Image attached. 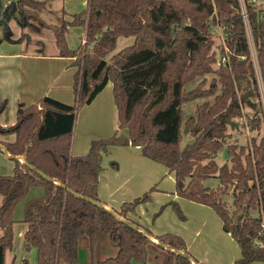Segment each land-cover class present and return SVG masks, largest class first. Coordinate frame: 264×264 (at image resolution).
Instances as JSON below:
<instances>
[{
    "label": "trees",
    "instance_id": "trees-1",
    "mask_svg": "<svg viewBox=\"0 0 264 264\" xmlns=\"http://www.w3.org/2000/svg\"><path fill=\"white\" fill-rule=\"evenodd\" d=\"M244 2L264 86L260 23L250 0ZM44 9L43 2L17 0L10 7L1 4L0 16L6 19L16 11L21 25L24 26L21 17L26 23L32 18L39 28L52 31L58 56L74 58L75 102L70 106L43 97L27 108H18L16 124L0 128V134L15 135L13 143H2L8 152L25 156L47 177L98 202V176L107 148L140 147L145 158L174 174L179 198L215 212L241 251L234 264H264V137L241 146L225 142L228 128H236L235 121L242 118V104L262 112L260 105L251 102L259 98V92L239 1L88 0L86 10L73 15L70 23L61 20L58 26L40 19ZM68 27L84 29L85 42L75 50H69L66 44ZM212 27L224 29L229 55V64L216 72L212 68ZM119 38H132L133 44L112 55ZM211 74L218 80H212L208 89L200 83L195 89L185 90L195 79ZM107 83L113 86L119 129L127 131V138L115 132L108 138L91 141L84 156H71L76 114ZM217 84L220 93L213 103L198 105L195 116L184 122L183 104L213 96ZM4 108L5 103H0V114ZM258 113L249 120L251 132L260 131ZM183 131L192 142L181 150ZM223 148L229 163L219 166L215 159ZM14 163L13 175L0 176V264H5V255L13 247V212L21 202L22 222L27 225L24 248L36 251V264H77L79 241L83 238L88 241L90 264H144L150 249L159 256V264H188L151 245L104 210L66 193L17 161ZM211 178L218 180L216 189L204 185ZM34 187L42 188L43 195L25 200L28 190ZM153 190L122 204L117 214L128 219L137 206L150 201ZM169 205L184 220L178 205ZM104 238L117 254L99 261L96 254ZM158 239L187 252L179 236L166 234Z\"/></svg>",
    "mask_w": 264,
    "mask_h": 264
},
{
    "label": "crops",
    "instance_id": "crops-1",
    "mask_svg": "<svg viewBox=\"0 0 264 264\" xmlns=\"http://www.w3.org/2000/svg\"><path fill=\"white\" fill-rule=\"evenodd\" d=\"M16 1L0 0V12L1 4L6 8ZM39 2L45 4L41 17L46 12L55 16L54 24L45 22L53 26H58L61 20L70 23L72 16L86 10L88 5V0H39ZM53 4L57 10H54ZM4 17L0 16V103H5V108L0 114V128L9 129L16 124L18 108H27L43 97L65 105H73L74 75L77 69L73 66L74 58L58 56L56 46L51 52L45 51L43 39L37 40L27 36L26 24L24 27L17 20L18 12L12 11L9 17L6 19ZM84 37L82 27H68L65 34L68 49L75 50L82 44ZM120 39L122 38L117 40L116 46ZM126 40L129 43L125 47L133 44V39ZM112 90V84L107 83L95 99L76 114L71 139V156H84L91 141L108 138L115 132L127 138V131L119 129ZM14 141V134H0V144ZM101 168L97 185V197L100 202L119 211L122 204L131 202L154 189L150 193V201L137 206L135 214L128 215L129 220L157 237L166 234L179 236L184 241L187 252L201 264H234L240 258L241 251L238 245L223 229V224L215 212L207 206L179 198L175 194L174 174L169 173L163 165L145 158L140 147L127 145L107 148L102 155ZM14 169V161L0 152V176H11ZM31 189L33 188L28 190L26 199ZM34 189L39 190L34 197L27 200L43 195L42 188ZM171 202L178 205L184 220L177 217L169 205ZM1 203L0 195V205ZM23 206L21 215L16 214L17 206L13 212L15 222L13 247L5 255V264H25V261L26 264H36V251H26L24 248L27 225L22 222ZM156 214L158 215L153 220ZM82 241L84 240L79 241L77 264H90L88 241L87 239L85 242ZM102 243L104 244L100 245L96 254L99 261L115 257L117 249L110 244ZM159 261V256L154 254L149 256L144 264H159Z\"/></svg>",
    "mask_w": 264,
    "mask_h": 264
},
{
    "label": "rangeland",
    "instance_id": "rangeland-1",
    "mask_svg": "<svg viewBox=\"0 0 264 264\" xmlns=\"http://www.w3.org/2000/svg\"><path fill=\"white\" fill-rule=\"evenodd\" d=\"M37 2H39V0H35ZM55 6V7H54ZM54 10L56 9V5L53 4ZM57 10V9H56ZM21 19H23V23L26 24L25 27V33L27 34V36L32 37L33 39H43L44 43H45V51L51 52L52 50L55 49V45H54V35L52 33V31H47L49 29H43V28H39L37 26V23L32 19V18H28L27 19V23L26 21L24 22V18L21 17ZM40 19L45 23H51L54 24L56 22L55 16L50 13V12H46L43 14V16L41 17L40 15ZM41 32L40 34H35V32ZM211 36H212V40H213V47H212V51L215 54V64L212 65L213 70L219 71L220 68H217L216 66V60L218 58V53H219V49H218V44H219V37H218V27H212L211 28ZM247 38L248 41L251 42V32L248 31L247 32ZM132 39V38H131ZM27 41V40H25ZM129 43L128 40H126L125 38H122L118 41L117 46L114 50V52L112 53V55L120 52L122 49H124V47ZM212 80L217 81L218 77L215 74H211V75H207L203 78H197L195 79L193 82L187 84L185 86V90L189 91L192 89H195L197 87L198 84H202L204 89H208V87L211 85ZM220 93V85L217 84V89L216 92L213 96L211 97H206V98H201V99H195L189 102H186L185 104H183L182 106V110H183V121L185 122L187 118L191 117V116H195V109L198 105H201L205 102L208 103H213L214 101V97L216 95H218ZM238 94H240V92L238 91ZM251 102H255L256 104L260 105V108L262 110L261 114L260 112L258 113L259 110L257 109H252L251 107L249 108L248 106H246L245 104H242V118L236 120L235 122L238 124V126L236 128H228L227 130V137H226V145H237V146H241V145H246L248 144V142H250L251 139H254L256 141H259L261 138L264 137V102L261 100V97L259 96L258 99H251ZM257 112L260 116V131H254L251 132L249 129V120L251 118H253L252 116L254 115V113ZM192 142V138L191 136L183 131V136L181 138V141L179 143V148L182 150L186 144H189ZM216 163L219 166H222L225 163H229V157L226 153V149L223 148L216 156L215 159ZM204 185L208 188L211 189H216L218 186V180L215 178H211L208 179L204 182ZM39 189H31L29 191V194L27 196V199L32 198L36 195V192ZM26 199V200H27ZM227 201L230 203L231 201V197L227 198ZM23 202H21L20 204L17 205V209H16V214H20L22 212V206H23ZM84 240L82 242H85L86 239H81ZM102 242H105V244H108L107 239L104 238L102 240ZM101 242V245L104 244ZM83 244V243H82ZM81 244V245H82ZM85 244V243H84ZM154 255V251H152L151 249L148 252V256Z\"/></svg>",
    "mask_w": 264,
    "mask_h": 264
},
{
    "label": "water",
    "instance_id": "water-1",
    "mask_svg": "<svg viewBox=\"0 0 264 264\" xmlns=\"http://www.w3.org/2000/svg\"><path fill=\"white\" fill-rule=\"evenodd\" d=\"M0 152L6 158H8L9 160L17 161L21 166H24L29 171H31L34 174L40 176L45 181L50 182V183H52V184H54V185H56L58 187L63 188L66 193H69V194L73 195L74 197H76L78 199L84 200L87 203L92 204L93 206L104 210L105 212L110 214L118 223L129 227L131 230H133V231L137 232L138 234H140L141 236H143L151 245H153V246H155L157 248H160V249L164 250L165 252H167L169 254H172V255H175L177 257H181V258L185 259L188 262V264H201L197 260H195L186 251L175 250V249L171 248L170 246L163 244L158 239L157 236H154L153 234L149 233L146 229L138 226L137 224L133 223L131 220L121 217L120 215L117 214L116 210H114L109 205H107V204H105L103 202H100V201L96 202V201H93V200H91L89 198H86V197H84L82 195H79V194L71 191L70 189H68L64 184H62L58 180L47 177L42 172H40L39 170L34 168L32 165H30L28 163V161H27L25 156H13V155H11L8 152L7 148L3 144H0Z\"/></svg>",
    "mask_w": 264,
    "mask_h": 264
},
{
    "label": "built area",
    "instance_id": "built-area-1",
    "mask_svg": "<svg viewBox=\"0 0 264 264\" xmlns=\"http://www.w3.org/2000/svg\"><path fill=\"white\" fill-rule=\"evenodd\" d=\"M238 1L240 4L241 17H242V20L245 26L246 34H247L248 31L251 32V28L249 26L248 14L245 8V2L244 0H238ZM250 4L254 8L255 12L257 13L258 21L260 23V25L258 26V29L260 31L259 43L264 45V0H250ZM218 37H219L220 42L218 44L219 53H218V58L216 60V66L217 68H220V67H225L229 64V55H228V50L226 47L223 28L218 27ZM251 38H252L251 42L248 41L249 50H250V59L254 67L259 96L261 97V100L264 102V86L262 83L259 66L257 62V50H256L255 42L252 37V32H251ZM84 42H85V38L82 40L81 43L84 44ZM261 226L264 229V224H261Z\"/></svg>",
    "mask_w": 264,
    "mask_h": 264
}]
</instances>
